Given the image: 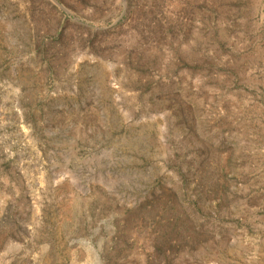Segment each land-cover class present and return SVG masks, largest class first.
<instances>
[{"label":"rangeland","instance_id":"374dc122","mask_svg":"<svg viewBox=\"0 0 264 264\" xmlns=\"http://www.w3.org/2000/svg\"><path fill=\"white\" fill-rule=\"evenodd\" d=\"M0 264H264V0H0Z\"/></svg>","mask_w":264,"mask_h":264}]
</instances>
